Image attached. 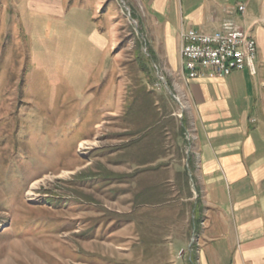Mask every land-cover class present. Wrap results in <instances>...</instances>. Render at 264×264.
I'll return each instance as SVG.
<instances>
[{
	"label": "rangeland",
	"instance_id": "rangeland-1",
	"mask_svg": "<svg viewBox=\"0 0 264 264\" xmlns=\"http://www.w3.org/2000/svg\"><path fill=\"white\" fill-rule=\"evenodd\" d=\"M248 12L262 72L264 0ZM140 16L128 0H0V264H195L185 104Z\"/></svg>",
	"mask_w": 264,
	"mask_h": 264
},
{
	"label": "crops",
	"instance_id": "crops-1",
	"mask_svg": "<svg viewBox=\"0 0 264 264\" xmlns=\"http://www.w3.org/2000/svg\"><path fill=\"white\" fill-rule=\"evenodd\" d=\"M128 1L139 6L151 53L185 104L200 194L195 264H264V71L187 78L180 60L182 30L213 31L225 19L254 30L258 42L252 0Z\"/></svg>",
	"mask_w": 264,
	"mask_h": 264
},
{
	"label": "built area",
	"instance_id": "built-area-1",
	"mask_svg": "<svg viewBox=\"0 0 264 264\" xmlns=\"http://www.w3.org/2000/svg\"><path fill=\"white\" fill-rule=\"evenodd\" d=\"M239 10L243 6L238 7ZM256 40L250 30L239 27L233 20L225 19L220 28L205 32L197 29L181 31L180 60L187 78L226 76L233 70L248 69L256 73L254 59ZM161 86L165 83L157 75Z\"/></svg>",
	"mask_w": 264,
	"mask_h": 264
},
{
	"label": "bare ground",
	"instance_id": "bare-ground-1",
	"mask_svg": "<svg viewBox=\"0 0 264 264\" xmlns=\"http://www.w3.org/2000/svg\"><path fill=\"white\" fill-rule=\"evenodd\" d=\"M85 144H87L86 141H85V142H80V143H79V147H80V149H81L82 147H84ZM38 183H39V181H35V182H33V183L30 185V188H29L28 191H27V195H28V196L34 194V189L37 188Z\"/></svg>",
	"mask_w": 264,
	"mask_h": 264
},
{
	"label": "water",
	"instance_id": "water-1",
	"mask_svg": "<svg viewBox=\"0 0 264 264\" xmlns=\"http://www.w3.org/2000/svg\"><path fill=\"white\" fill-rule=\"evenodd\" d=\"M167 92H168V94H170L172 97H174V98L177 99V97H176L175 94L171 91V89H170L169 87H167Z\"/></svg>",
	"mask_w": 264,
	"mask_h": 264
},
{
	"label": "trees",
	"instance_id": "trees-1",
	"mask_svg": "<svg viewBox=\"0 0 264 264\" xmlns=\"http://www.w3.org/2000/svg\"><path fill=\"white\" fill-rule=\"evenodd\" d=\"M184 128V127H183ZM183 128L181 127V130H183ZM184 173H185V171H184ZM106 176H108V173H106L105 174ZM117 175H119V174H113V175H111L113 178H118V176ZM110 176V175H109ZM122 177V176H121ZM119 178H120V176H119ZM195 225V224H194Z\"/></svg>",
	"mask_w": 264,
	"mask_h": 264
}]
</instances>
